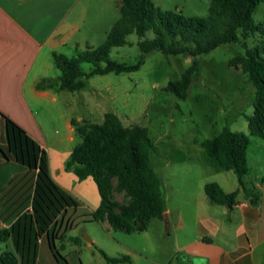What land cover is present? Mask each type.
Wrapping results in <instances>:
<instances>
[{"label": "rangeland", "instance_id": "obj_1", "mask_svg": "<svg viewBox=\"0 0 264 264\" xmlns=\"http://www.w3.org/2000/svg\"><path fill=\"white\" fill-rule=\"evenodd\" d=\"M152 1L163 11L181 13L185 17H206L211 5V0ZM120 2L81 0L77 9L84 7L87 13L78 37L86 35L94 43L93 48L99 47L119 17ZM253 21L264 25V2L253 13ZM154 36L153 31H148L146 37ZM142 39L137 33L130 34L128 43L111 50L110 58L120 63H137L143 54L139 45ZM263 40L264 32L258 30L247 44L253 47ZM86 49L72 52L73 56ZM245 52L244 44L237 42L200 55L199 71L186 100L177 99L165 87L180 78L194 57L189 54L165 55L161 51L149 53L138 70L94 75L86 79L82 91L62 92V108L64 111L69 109L74 116L81 114L88 121L102 123L105 113L114 112L125 125L149 128L155 145L151 163L162 179L169 212L167 220L153 218L146 231H115L102 221L90 219V214L101 205V196L96 183L89 180L93 189L89 191L86 187L83 193L89 204L85 207L78 201V206L70 209L64 226L70 222L72 227L63 229L60 238L55 239L57 256L45 238L42 250L38 244L36 264H108L101 250L111 257H130L131 262L120 264H189L179 247L193 239V232L200 226L198 215H220L224 210V206L209 201L205 184L218 182L228 191L239 188L238 177L233 171L207 162L201 141L214 137L226 126L249 134L247 117L255 111L256 87L246 73L230 64L232 57ZM93 67L91 62L82 63L86 73ZM251 138L249 166L253 173L264 171V139ZM82 141L83 138L78 136L71 145ZM0 146L7 147L1 141ZM4 166L0 165V172ZM253 173L245 178L248 188L253 187ZM239 197L246 198V193L241 191ZM114 198L121 202L127 200L124 193L119 192ZM181 223L184 228L180 227ZM5 251L15 252L11 241H0V254Z\"/></svg>", "mask_w": 264, "mask_h": 264}, {"label": "trees", "instance_id": "obj_2", "mask_svg": "<svg viewBox=\"0 0 264 264\" xmlns=\"http://www.w3.org/2000/svg\"><path fill=\"white\" fill-rule=\"evenodd\" d=\"M264 0H211L206 17H185L181 13L163 11L152 0H121L119 17L105 41L96 48L89 47L76 56L54 53L56 67L60 70V88L79 91L86 87V79L94 75L124 73L138 70L146 56L154 51L165 55L189 54L194 57L191 65L180 78L171 81L165 90L177 99L186 100L195 75L199 71V59L217 47L242 42L245 54H236L230 64L246 73L256 87L254 114L248 116L249 134L233 131L226 126L212 138L201 141L207 162L217 168L233 171L239 188L226 191L218 182L205 184V192L212 204L233 208L241 191L258 203L260 194L254 187L248 188L245 178L250 175L248 162L251 136L264 139V40L249 47L247 40L263 24L253 21V13ZM148 31L155 33L147 38ZM137 33L142 56L135 64L113 61L110 52L114 47L128 43L127 37ZM83 62L94 64L86 73ZM105 63V64H103ZM52 85L51 79L42 80L39 88ZM6 148L0 153L6 158L29 166L37 171L32 195V212H23L9 227L0 228V241L13 240L16 253L0 254V264H36L38 240L48 234L57 217L67 208L78 206L77 199L65 191L52 177L47 152L27 135L25 130L6 118ZM82 143L71 152L66 169L79 181L93 180L101 196L100 207L90 214V219L108 221L115 231L143 232L153 218H164L167 201L163 182L151 163L155 149L149 128L142 125H125L121 117L107 112L102 123L72 120ZM116 192L124 193L126 202L114 198ZM54 237H49L50 248L57 256ZM78 242V239H75ZM101 253L108 264L131 262L129 256L111 257Z\"/></svg>", "mask_w": 264, "mask_h": 264}, {"label": "crops", "instance_id": "obj_3", "mask_svg": "<svg viewBox=\"0 0 264 264\" xmlns=\"http://www.w3.org/2000/svg\"><path fill=\"white\" fill-rule=\"evenodd\" d=\"M80 1L0 0V141L8 145L9 118L47 152L53 179L86 207L89 203L83 196L84 189L93 188L89 180L79 181L68 171L66 162L77 146L71 144L81 136L72 120L94 122L81 114L74 116L69 109L63 110L65 90L60 88V70L54 61V53L73 56L72 52L95 46L88 36L78 37L87 13L84 7L77 9ZM45 79H51L52 85L39 88L38 84ZM0 165H5L0 172L3 228L23 212H32L37 171L3 155ZM252 186L260 194L258 203H252L247 196L239 197L233 208L222 205L220 215H198L200 226L193 232V239L179 247L189 264H264V171L253 173ZM71 208L64 210L48 234L39 238V249L42 250L45 238L50 247L49 237H54L55 245L61 231L72 227L70 222L64 226ZM103 223L111 228L108 221ZM180 227L184 228L183 223ZM8 241L15 249L13 240Z\"/></svg>", "mask_w": 264, "mask_h": 264}, {"label": "water", "instance_id": "obj_4", "mask_svg": "<svg viewBox=\"0 0 264 264\" xmlns=\"http://www.w3.org/2000/svg\"><path fill=\"white\" fill-rule=\"evenodd\" d=\"M164 218H166V220H167V213L164 214Z\"/></svg>", "mask_w": 264, "mask_h": 264}]
</instances>
